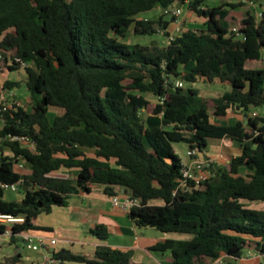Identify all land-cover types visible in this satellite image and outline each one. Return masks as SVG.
<instances>
[{
  "label": "trees",
  "instance_id": "16d2710c",
  "mask_svg": "<svg viewBox=\"0 0 264 264\" xmlns=\"http://www.w3.org/2000/svg\"><path fill=\"white\" fill-rule=\"evenodd\" d=\"M255 1L264 6V0ZM239 3L0 0V50L5 60L12 59L11 68L20 66L15 56L29 62L26 86L32 98L31 109L15 103L5 111L1 134H25L35 143L0 141V212L26 217L12 226V239L22 230L49 228L33 219L101 183L111 196L120 187L139 199L129 209L137 225L191 234L152 245L170 250L175 264H212L223 254L233 258L220 264H251L239 261L249 249L264 256V206L247 203L264 202L263 117L250 114L264 108V11L257 17L249 10L237 34L227 17ZM175 5L205 20L165 44L128 40L131 27L137 34L168 35ZM156 8L159 14H141ZM255 60L262 64L248 66ZM199 77L219 78L231 87L200 98L199 88L188 85ZM177 78L185 85H176ZM20 84L7 79L4 87ZM52 106L63 111L52 115ZM233 110L245 117L218 120ZM209 137L238 140L241 152L225 165L211 163L212 173L200 183L178 187L184 164L174 142L204 151ZM61 167L76 175L55 174ZM17 181L35 188L21 186V199L6 198L2 183ZM5 226L0 222V234ZM90 231L103 240L110 235L101 222ZM52 254L66 264H133L130 251L106 244L97 245L93 258L66 247ZM19 255L11 264H22Z\"/></svg>",
  "mask_w": 264,
  "mask_h": 264
},
{
  "label": "crops",
  "instance_id": "0c3cea01",
  "mask_svg": "<svg viewBox=\"0 0 264 264\" xmlns=\"http://www.w3.org/2000/svg\"><path fill=\"white\" fill-rule=\"evenodd\" d=\"M208 1L209 3H213V1L216 0ZM220 2L222 1H217V3ZM175 6H180L182 9L183 19L187 27H191L193 24L195 25V23H201L205 20L204 17V19H201L197 14L189 12L188 8L184 5ZM260 7L261 5L258 2L253 7L240 1L238 6L230 8V12L227 17L230 28L233 24L239 22L249 10H253L255 12ZM160 12L161 9L156 8L155 12L149 15L154 16L156 13L159 14ZM172 24L174 27V23ZM2 37L3 35H0V40ZM13 52L14 50L7 51L9 55ZM9 64H11V61L4 59L3 64L0 66V93H5L10 96L13 100H15L16 104H20L27 109H31L32 98L29 90L27 91L25 98H21L17 90L19 85L4 87V82L7 79L19 80L20 83L23 82L26 86L27 73L25 68L22 66L11 68L9 67ZM23 70H25V73ZM199 78H203L208 81L209 84L216 81L224 82L219 78H215L212 81L207 80L204 77ZM223 92L212 94L211 96H218ZM28 102L31 103V105H29L30 107L26 105ZM244 117L245 113L243 111L233 110L229 112L227 116L218 120L223 123H234L238 119H242ZM187 150L185 158L181 154L180 155L184 160L190 161V157L187 155ZM240 152L241 145L238 140H234L230 137H209L208 145L205 147L204 151L202 150V152H199L198 154L200 159L205 160L206 169L211 174V163L215 167L225 165L230 161L233 155ZM55 174L75 176L76 171L68 167H61L59 170L55 171ZM104 187V184L93 183L91 184V189L89 191L79 190L71 194L68 204L54 205L50 212L39 213L33 221L36 224L47 226L49 228L23 230L22 233H17L15 240L11 238V242H15L16 245L14 255L20 253V260L18 263L40 264L47 255L52 253L53 250H59L62 247L69 248L76 253L86 254L89 258H93L97 245L106 244L114 248L130 251L132 254L133 264H175L170 250L152 248V245H154L157 241L171 237L169 233L170 231H163L154 226L137 225L129 215L128 209L112 203L111 195L105 192ZM115 190L117 191L116 195L121 198L127 196L128 194L125 192V189L120 187H115ZM14 191L10 188L8 195H5V197L8 199H14L9 197L16 194L18 198L21 199L23 193L20 190ZM261 202L263 207L264 202ZM99 222L105 223L109 227L110 235L106 240L100 239L90 231V228ZM26 232L34 235L57 237L58 239L56 243H50L40 249H31L25 245L24 234ZM21 243L26 248L25 254L21 250ZM254 251L255 250L251 249L245 251L241 258H239V261L251 264H261L264 261V256L260 253L256 254ZM218 258L221 259V262H223L225 258L233 257H227L226 254H223ZM214 262L212 264H214ZM5 263L6 262H4V264ZM68 264L82 263L69 261Z\"/></svg>",
  "mask_w": 264,
  "mask_h": 264
},
{
  "label": "built area",
  "instance_id": "2783aa9c",
  "mask_svg": "<svg viewBox=\"0 0 264 264\" xmlns=\"http://www.w3.org/2000/svg\"><path fill=\"white\" fill-rule=\"evenodd\" d=\"M241 1L248 6H255L257 2L255 0H238ZM170 14L173 16V23L174 27L170 29V33L166 35V43L174 39L177 35L188 29L189 27L186 26L182 9L180 6H173L169 9ZM264 11V6L261 5V7L255 11V14L257 17H260ZM231 30L235 33H240L239 31V22L232 25ZM12 60V59H10ZM13 61H16L19 63L20 66L26 68L27 65H29V62L21 58L20 56H15L13 58ZM4 62V55L0 53V66ZM176 85L183 86L185 85V81L182 78L176 79ZM15 104V100H13L10 96H8L5 93H0V141L3 138H10V139H17L20 140L24 144H28L31 146H35V143L25 134H13L9 132L6 136L1 134V130L4 125L5 117L4 113L5 111L9 110L13 107ZM250 114L252 116H261L263 117V120L261 124L264 126V108L263 107H254ZM264 135V131H263ZM200 151V150H199ZM199 151L195 149L188 148L187 155L190 157V161H186L183 159V168H182V176L178 180V187H187L191 183L198 184L204 179H206L210 173L207 171L205 166V160L200 159L199 157L195 156L196 153H199ZM18 165H21V162H18ZM3 186L9 187L13 190H20L22 186L21 181L13 182V183H2ZM111 201L114 205L121 206L125 209H130L134 204L139 203L138 198L132 197V195L127 194V196L121 198L118 195H112ZM25 215L24 214H14V213H3L0 212V222H3L5 226V232L3 234H12V226L15 223H22L25 221ZM22 231H19L17 233H22ZM57 237H49L46 235H34L29 232H26L24 234V241L25 245L31 249H40L44 246H47L50 243H56ZM256 254L259 253L258 251H254ZM221 259H216L214 264H220ZM40 264H63V261L59 259L58 257L54 256L52 253L47 255L43 262Z\"/></svg>",
  "mask_w": 264,
  "mask_h": 264
},
{
  "label": "rangeland",
  "instance_id": "374dc122",
  "mask_svg": "<svg viewBox=\"0 0 264 264\" xmlns=\"http://www.w3.org/2000/svg\"><path fill=\"white\" fill-rule=\"evenodd\" d=\"M217 1H224V0H216L213 1V3H217ZM155 12V9H151L148 11H144L141 14L142 15H149L153 14ZM201 19H204L202 16H198ZM237 22V21H236ZM173 22L170 23V28L173 27ZM202 24L201 23H195L193 26L195 27H200ZM192 27V26H191ZM128 40L131 42H141V43H152V42H157L160 44H165L166 43V36L164 35L163 32L155 33V34H137L134 32L133 27H131L129 34H128ZM262 62L260 60H255V61H250L248 66H260ZM25 73V70H23ZM22 72V73H23ZM22 76V75H20ZM24 77V75H23ZM22 77V78H23ZM188 85L196 86L199 88V97L200 98H206L208 95L212 94H217L220 92H223L231 87L230 82L228 81H216L212 82V84H209L208 81L204 80L203 78H198L196 81H191L188 83ZM19 95L21 98H25L27 94V87L24 85L23 82L18 86L17 88ZM149 97H151L153 100L155 99L154 95L151 93H147ZM31 102V101H30ZM28 102L26 103L27 106L31 105V103ZM30 107V106H29ZM63 108L59 106H52L50 109V113L52 115H55L59 112H62ZM176 150L185 158L186 157V150L188 147V144L185 141H176L174 142ZM10 191L9 187L5 188V195H8V192ZM14 191V190H13ZM15 192V191H14ZM9 198H14L18 199V196L14 194V196H10ZM158 201V200H156ZM247 203L251 206H256V207H262V202L261 201H253V200H248ZM170 236L174 238H189L191 236L190 233L188 232H179V231H170ZM21 250L25 254L26 248L22 245L21 243ZM16 249L15 242H11V236L6 234H0V264L6 262L11 264L13 262V255ZM264 264V261L261 263Z\"/></svg>",
  "mask_w": 264,
  "mask_h": 264
},
{
  "label": "water",
  "instance_id": "95a60500",
  "mask_svg": "<svg viewBox=\"0 0 264 264\" xmlns=\"http://www.w3.org/2000/svg\"><path fill=\"white\" fill-rule=\"evenodd\" d=\"M199 152H202V150H200ZM22 188L24 189V190H27V189H31V190H33L34 188H35V185H30L29 186V184H23L22 185ZM63 264H66L65 262H63Z\"/></svg>",
  "mask_w": 264,
  "mask_h": 264
}]
</instances>
